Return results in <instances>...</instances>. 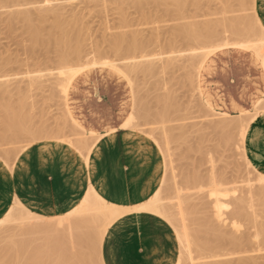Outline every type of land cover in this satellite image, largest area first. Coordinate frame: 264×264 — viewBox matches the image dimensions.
Returning <instances> with one entry per match:
<instances>
[{
	"label": "rangeland",
	"instance_id": "rangeland-1",
	"mask_svg": "<svg viewBox=\"0 0 264 264\" xmlns=\"http://www.w3.org/2000/svg\"><path fill=\"white\" fill-rule=\"evenodd\" d=\"M163 2L164 0H159L158 2H148L145 4L144 9H142V11L146 13L144 16V13L139 8H136L129 0H0V82L4 87L7 85V88L13 89L14 92H17L18 90L16 88L20 87H22V92L24 93L27 89L28 92H26L27 94L25 93L26 96L24 94L22 95V93L19 92L21 90H19L18 93L20 96L16 93L14 97V93L13 97L16 99V97L19 96L17 99L20 100L21 96H24L27 105L26 109L28 113L32 115V121L30 123L32 127L35 128L36 126V128H40L41 126L42 129L46 127V130L49 132H47L46 135L44 133V135L41 134L43 138L39 136V138L37 137L38 139L36 138L34 140L30 136L28 139V136H19L15 138V141L13 137L4 138L5 141L0 139L1 167L4 171H11L10 174H12V167L13 169L16 168L17 164L15 163L22 151L36 145L44 143L65 144L64 142H67L69 139L71 143H74L75 141L77 142L78 137H83L82 140H84L85 137L87 138V136L90 138V135L87 133L81 135L84 133L80 131L82 128L74 126L72 122L68 120L69 114L67 112L64 96L59 92L58 87L55 88V73L60 66L57 47L51 44L48 48H34L30 41V35L26 30L25 21L15 14L16 10L26 11L31 16L32 21L39 24L44 32H47V30L51 28L58 15L61 16L62 19H67V21H69V19L71 20L73 17H79L78 25L80 28L83 27L84 30V43L86 44L84 45V49L88 57H97L101 54L102 58L106 59L109 57L107 59L109 61L113 59L114 61L118 60L111 51L112 45L110 47V43L113 41V38L115 39L116 36L118 37L121 34H125V36L127 35L126 37L129 38L135 37L138 41L141 40L140 42H147L149 40L148 42L151 41L154 43L144 48L146 51L143 49V54L137 52L135 55H131L139 57V55L148 54L150 58L152 55H158L157 57H160L163 62L164 60L167 63L172 62L171 64L173 65L170 66L168 64V66H166L165 62V64H163L161 59L156 57L158 61L156 59L155 61H157L158 64H163L164 66L162 65V67L166 66L165 69H161V65L159 64L158 67V64L155 62L157 69H160L161 72L156 70L157 74L153 72H151L153 74L148 73L150 75L139 72V75L138 73L136 74L137 76L131 75L132 78H130L131 76L129 78L123 77L124 79H122L121 83H118L116 80L120 77L118 75H116L118 77H113L110 71L100 72L99 70L94 71V69L89 70L92 71L90 72L91 74H96L104 78L106 77L105 79L107 81L115 85L119 95L124 99L123 102H126L128 106L132 105L131 115L133 121L127 129L138 132L142 136L148 138L158 152L162 166V177L155 199L164 205H171L174 211H176V216L174 217L178 220L180 219V222H176L175 220L174 223H172L162 214L148 213V215L152 214L151 216L155 219L163 224L165 222L169 225L177 246L174 264H192L193 262V264H205L214 262V260H218V257L203 258V256L209 254L206 251H201L199 254V251L196 249V241L193 233L196 229L195 217H200L201 219L208 215L213 217L214 205L212 202L215 199L213 197H219L221 202H223L222 210H224L223 213L225 214L222 216L225 221L227 219V222H225L227 226L225 228V226L221 225V219H216L215 216L213 219L211 218L213 223H217L216 225L219 227L222 226L221 229H226L228 231L232 230L231 232L233 233L236 232L234 234L237 236L241 235L242 237V234L250 236V241L243 244L234 254L229 257L226 256V258H220L221 256H219V260L226 259L225 261H228L231 259L230 261L235 262V259L239 260L241 258V260H243L249 258L248 260H251V263L249 262L246 264H264V241L262 240L261 233H259L260 226L264 223V204H262L264 202H261L262 199L258 198L259 200L254 199L256 202L252 201V203L247 200L249 202L246 203V198L243 199L248 195V187H257L261 182L264 183L262 179L259 181V178H264V176L246 162V157L241 151V126L239 125L240 122L237 123L238 120L245 119L247 115L255 116L263 111L264 100L259 108L257 105L256 108L249 110L250 114L247 115L241 114V112L239 114L228 113V115L231 116H226L223 115L226 113H222V111L212 106L209 107V104L203 99L198 90V68L195 71H191L192 68L189 60H186L187 57L184 56L186 54L188 56L187 50L196 48L200 45H197L193 41L192 43H190L191 41L188 43L182 36L177 38L174 34V32L184 30L183 27L187 29L184 30L185 32L189 31V33H191L192 30L196 28L194 27L196 24H202L203 22H218L221 23V25L217 27V30L222 34V43H233L235 41L264 42V35L258 31L259 29L253 17L255 13L253 5L254 0H191V3L187 4L183 11L177 10L175 6L171 4H169L168 7L166 6V10ZM195 3H198V6H196ZM238 22L240 23V27L243 25L241 28L246 31L247 34L237 35L231 32L230 26ZM147 51L149 52L147 53ZM185 57L186 59H184ZM169 67H173V69L170 70ZM27 72H32L31 75L35 73L37 76H40L42 73L43 77L41 75L40 79H42V83L45 86L42 89L30 91L27 88ZM128 87H130L131 91ZM23 89L25 91H23ZM261 98L264 99V95H262ZM165 101H167V103ZM2 114L3 113L0 111V129L2 128L1 119L4 115ZM219 121H225L227 126L224 129L221 127L216 128L218 126L214 124ZM0 132H2V129ZM58 132H61V135L58 134ZM49 134H52V137ZM24 138H26L27 141ZM17 139L19 143L16 142ZM91 139L94 138L92 137ZM97 139H99V137ZM80 140L81 138L78 139V142ZM6 141L8 142L6 143ZM73 143L72 146L76 148L75 153H79L81 158L83 155V157H85L87 155L86 150L80 147V145H77V143ZM211 175L218 181L216 189H214L215 187L210 183ZM82 176L84 177V175ZM5 177L9 179V173L8 175L6 174ZM78 186V196L81 194V197L74 205L77 204L88 191L86 180L85 182L80 181ZM35 187L37 188V185ZM13 199H15V204L11 203L8 209L9 211L12 210V212L14 209L16 214L4 213L0 217V235H2V238L9 229H13L15 233L17 231V233L21 234L20 229L22 225L20 223L24 224L23 227H25L26 225L28 226L29 222L32 224L34 222V224H36V219H38L37 223L39 224V221L40 223L42 220L48 221V219L40 216L54 217L62 213V211H60L54 215H48L42 213L39 209H30L35 214H26L16 203L17 198L14 197ZM198 199H200L199 202ZM88 201H90V204L93 203V199L90 198V196H88ZM169 202H171V204ZM237 204H244L248 216L234 218ZM11 207L13 209H11ZM116 207L121 206L116 205ZM196 209L198 212L195 211ZM230 214L232 217H229ZM156 216L161 219L156 218ZM251 216H255V218L251 220ZM122 218L121 216L118 217L113 223L120 221ZM107 222L108 218L101 219L100 226L94 231V233H96V240L88 244L86 243L82 248L84 255L86 256L88 254L87 258L90 257V260L92 259L91 264H101L100 257L102 258L103 238L105 235L102 228H110ZM183 222L184 225L186 224V228L188 227V229L185 230L188 231L190 229L192 231V235L188 236L187 240L186 236L183 234V227L181 226ZM65 225L66 223L64 226ZM67 230L65 226L64 231L62 230L63 235H60L61 237L64 236V241L63 238L60 236L58 237L60 242L62 240L61 245H63V247L60 245L57 238L43 236L42 234L44 233L41 234L40 232L41 235L39 236H42L44 239L36 237L35 240V238L32 237L33 234H30V236L19 235V237L29 241H27L29 243L28 251L32 253L37 250L41 251L42 249L40 248L43 244L44 247H46V250L42 247L44 252L46 251L45 254L52 253L53 251L59 252L61 248H64V250L66 249L65 252H68L69 256L71 255L70 261L74 264L76 262V245L69 240ZM44 235L47 234L45 233ZM53 235L54 234H51V236ZM34 236H38L37 233ZM101 236L103 237L100 246L98 239ZM19 237L18 239H20ZM50 238L54 239L51 240ZM4 239V243L2 241L0 243V248L2 247V249H5L3 246L5 247V242L7 243L6 238ZM41 239L45 242H42ZM55 239L57 241H55ZM46 240H48V242ZM188 240L191 241L189 244L191 246L192 251L190 254H193L192 256L189 255L186 250L187 243L189 242ZM15 241L19 242L21 240L18 241L16 239ZM49 241H55L52 243V245H56V247L55 245L52 247L54 250L50 247L51 243ZM46 242L50 244L47 245ZM92 243H94V245ZM30 244L32 246H30ZM8 245L10 244L7 243L6 246ZM17 245L19 244L17 243ZM231 246V244H227L223 247L231 249L233 248V246ZM51 250L53 251L51 252ZM225 250L226 249H224L223 252H225ZM202 253L203 256L201 255ZM194 255L195 257H193ZM200 256H202L201 258H203V260ZM87 262L89 263V260Z\"/></svg>",
	"mask_w": 264,
	"mask_h": 264
},
{
	"label": "bare ground",
	"instance_id": "bare-ground-1",
	"mask_svg": "<svg viewBox=\"0 0 264 264\" xmlns=\"http://www.w3.org/2000/svg\"><path fill=\"white\" fill-rule=\"evenodd\" d=\"M129 1H131V3L136 8H139L142 11V9H144V7H145V4H147L148 2H158L159 0H129ZM189 3H191V0H164V2H163V4L165 5V9L166 10H167L168 5L171 4V5L175 6V8L177 10H179V11H183V9H185L186 5L189 4ZM195 4H196V6H198V3H195ZM15 14L25 21L26 30H27V32L30 35V41H31V44H32V46L34 48L35 47L48 48L51 44L57 47V49L59 51L58 60L60 61V66H59V68L57 69V71L55 73L56 74V77H55V80H56L55 81V85H56V87L55 88L58 87L59 92L63 94L64 99H65V103L67 101L68 88H69V85L71 84V82L80 73H82L84 71H87L88 69H92L94 67H106V68L113 69L114 71H116L118 74H120L122 77H125V78H129L131 75L137 76L136 74L138 73V75H139V72L147 73V74L153 72V73L157 74L156 70H158V69H157V67L155 65V62H156V64H158L157 61L160 58V57L159 58L157 57L158 55H154V56L152 55L151 58H150V56H148V54L147 55L146 54L145 55H139V57L131 55V54L135 55V53H137V52L142 53V50L144 48H147L149 45L153 44L154 42L152 43L150 41L151 42L150 43V42H148L149 40L147 42L146 41L140 42L141 40L138 41L135 37H131V38L126 37L127 35L125 36V34L123 33L124 35H122V34L120 35L119 34L120 36H118V37L116 36L115 39L113 38V41L110 43V47L112 45L111 51L113 52V55L117 57L118 60L114 61V59H113V60L109 61V60H107L109 57L106 58V59L102 58L101 54L99 56H97V57L96 56L88 57V56H86L85 49H84L85 48L84 45H86L84 43L85 42L84 30H83V27L80 28V26L78 25L79 17H73L71 20L69 19V21H67V19H65V18L62 19V17L58 15L56 17L54 23L52 24L51 28L49 30H47V32H44V30L39 26V24H36V23H34L32 21L31 16L26 11H24V10H16ZM143 15L145 16L146 13H144ZM253 17H254L256 26L259 29L258 31H260V33H262L264 35V27L261 25V23L256 18L255 13L253 14ZM220 25H221V23H218V22H203L202 24H196L194 26L196 28L194 30H192L191 33H189V31L185 32L184 30H187L185 27H183L184 30H181L180 32H174L175 37L178 38L179 36H182L183 38H185L188 41V43L190 41H191L190 43H192V41H193L197 45H200V46H198L196 48H193V49L191 48V49L187 50L188 51V56H187V54L184 55V56L187 57V59H186V57L184 59L189 60V63H190L191 68H192L191 71H195L198 68L197 80H199L198 78H199V75H200V71H201L202 66L205 63L206 59L209 57V55L212 54V53H215L218 50H222V49L237 48V49H242V50L249 51V52L253 53L257 57V59L261 62V64L264 66V42H261V43L260 42L259 43L255 42L254 43V42H251V41H235L233 43H229V42H223L222 43V34H220L219 30H217V27H219ZM241 27H240V23L238 22V23H235V24L231 25L230 26V30H231V32H233L234 34H237V35H245V34H247V32L244 31ZM175 28H177V27H175ZM189 29H191V28H189ZM96 51H97V49H96ZM148 52L149 51H147V53ZM96 55H98V54H96ZM156 57L158 59H156ZM155 59L157 61H155ZM168 59H170V58H168ZM161 61H162V59H161ZM164 62H165V60H164ZM164 62H163V64L166 63V66H168V64L170 66L173 65V64H171L172 62L171 63H167V62L164 63ZM173 63H176V62H173ZM159 64H158V67H159ZM162 65L160 66L161 69H163V68L165 69L166 66L162 67ZM0 67H1V65H0ZM166 69H168V68H166ZM169 69L171 70V69H173V67L172 68L169 67ZM159 71L161 72L160 69L158 70V72ZM39 72H37V73H39ZM31 73H28V72L26 73L27 76H28V83H27L28 87L27 86L26 87L30 91L31 90H35V89H37V90L38 89H42L45 86L42 83V79H40L41 75L43 77V74L41 73L40 76H37L35 73H33L34 75H31ZM153 73H151V74H153ZM148 75H150V74H148ZM130 78H132V76ZM133 78H135V77H133ZM6 86L7 85H5V87H4L2 85V83L0 82V109H1L0 111L4 114V115L2 114L3 118H2V115H1V118H2L1 119V121H2L1 122L2 123V128L1 129H2V132H0L1 133L0 134V139L5 141L6 138L13 137L14 141H15L16 137H19V136L20 137H27L28 136L27 137V139H28L29 136H30L34 140L37 137L39 138V136L42 137L41 134H43V133L46 135L47 132H48V130H46V127H44V129H42L41 126H40V128H38V127L36 128V126H35V128H34L30 124L31 121H32V119H31L32 115H30L28 113V110L26 109L27 105H26L24 96H21L20 100L17 99L20 96L19 93H18L19 90H21L19 92L22 93V95L23 94L25 95V93L28 92L26 87H25L26 92L24 93V92H22V87L16 88L18 91L14 92L13 89H9V88H7L8 86L7 87ZM12 90H13V93H12ZM198 90L200 91L199 85H198ZM23 91H25V90L23 89ZM16 93H18L17 95H19V96H17L16 99H15L14 97L16 96ZM13 94H14V97H13ZM16 100H18V101H16ZM165 102L167 103V101H165ZM208 106L210 107V105H208ZM256 106L254 108H256ZM161 111H162V109H161ZM155 114H157V113H155ZM244 114H246V115L250 114V111L245 112ZM223 115L231 116V115H228V114H223ZM256 116L257 115H255V116L247 115V117H245V119H241V120L237 121V123L240 122L239 125L241 126L240 141H241V148H242L241 151H242V154L244 156H245V148H244L245 144L244 143H245V141L247 139V136H248L247 135L248 126H249V123ZM68 117H69L68 120H70L74 126L79 127V125H77L73 121V119L70 117V115H68ZM152 117H149V118H152ZM147 119H148V117H147ZM132 121H133V117L130 114L125 119L124 123L122 125H120V128L127 129V127H129L131 125ZM225 123H226L225 121L224 122L223 121H219V122L215 123L214 125L218 126L216 128L221 127L222 129H224L227 126V124H225ZM0 127H1V125H0ZM44 130H45V132H44ZM80 131H81V133H82V131L84 132L82 134L80 133L81 135L87 133L88 135H90V138H88L89 136H87V138L85 137L84 140H82L83 137H78V139L81 138V140L78 142V139H77V142L75 141L74 143L75 144L77 143V145H80V147H82V148H84L86 150L87 155L85 157H83L84 155L82 156L85 165H87V166L92 165L93 168H94L95 167V161H96L95 159L98 158V153L96 154V150L97 149L94 148L95 140L98 137H101V136L108 137V139H110V137L113 135L115 130L106 131V132H104L102 134H97V133H94V132L93 133L92 132H87V131H84L83 129H80ZM60 133L61 132H58V134H60ZM92 137L94 139H91ZM24 139H26V138H24ZM24 139H22V140H24ZM27 139H26V141H27ZM32 139H31V142H32ZM117 139H119V138H117ZM65 140H67V139H65ZM70 141H71L70 139L67 140V142H64L65 144L55 143V146H57V147H59L61 149V151L58 152L59 153L58 156L55 158L56 161H58L60 166L62 165V167L64 165H66L69 168V170L72 168V166L70 165L71 164V161H70L71 156L74 155V153L76 152V148H74L72 146L73 142L71 143ZM97 141H98V139H97ZM165 141H167V140H165ZM7 142L8 141H6V143ZM16 142H18V139H17ZM9 144H10V142H9ZM15 144H17V143H15ZM165 144H163V145H165ZM21 148H23V147H21ZM32 155H33V152L31 151V148L23 150L15 164H18V166L19 165H27V167L30 166V162H32V160H30V159L33 158ZM246 162L250 166H252L250 164V162L247 160V158H246ZM14 170H15V168H14ZM12 171H13V167H12ZM262 175L264 176V174H262ZM215 179L211 175V179H210L211 182L210 183H211V185L213 187H215L214 189H216V185H217V182H218ZM261 179L264 181L263 177L259 178V181ZM89 180H90L89 182H91V181L92 182L88 183V185H87L88 191L80 199V201L77 204H75V205H73V204L71 205V203H73V199L77 198L76 196H77V194L79 192H78L77 184L75 182L72 183L73 186L71 187V191H70V195L71 196L68 197L65 200V207H64V209H63L61 214H59L57 216H54V217L53 216L52 217H44V216H40L39 215L42 218L48 219V221L42 220V222L40 223V221H39V224H38L37 223L38 219H36L37 220L36 224H34V222H33V224L29 222L28 226L26 225L25 227H23L24 224L20 223L22 225L21 226L22 228L20 227L21 228L20 229L21 234L17 233V231H16V233H17L16 234L15 231H13V229H9L6 232L5 236L3 235V238H2V235H0L1 238L3 239L2 240L0 238L3 243L5 241L4 238H6L7 243L10 244V245L6 246L7 243L5 242V244H6L5 247L2 245L3 248H5V249H2V247L0 248V249H2L0 251H3V252H0V264H32V263H36V264H41V263H43V264H73L70 261V259H71L70 256L71 255L69 256L68 252L67 253L65 252L66 249L64 250V248L63 249L61 248L59 252H54L53 251L54 249L52 247L55 244L52 245V243L57 241L56 239H55V241H52V242L49 241L51 243V244L49 243L50 247L53 249V250H51V252L53 251L52 253L45 254L46 251L44 252V249L42 248V247H44V244L40 248L43 251L42 250L41 251L37 250V251L32 253V252L28 251V249H29V243L28 242L29 241L26 240L25 238H20L19 235L30 236V234H33L32 237L35 238V240H36V237L37 238L38 237L43 238L42 236H39V235H41L42 233H44V234L46 233L47 235H44V234H42V235L43 236H48V237L50 236L51 238L54 237V238L58 239V237L60 235L61 236L63 235L62 230L64 231V227L66 226V228L68 229L67 233L69 234V240H71V243H74V245H76V254H75L76 262L74 264H89V263L91 264L92 263V261H91L92 259L90 260V257L87 258L88 254L86 256L84 255L82 248L84 247V245L86 243L88 244V243H91V241L96 240V233H94V231L100 226V222H101L102 218H108L107 225H111L113 222H115L117 220L118 217H120L125 212H129L130 215H128V216H130L131 218L134 217L136 214H138V215L139 214L146 215L148 213H154V214H159V215L162 214V215H164L172 223H174L175 220H176V222H178L180 220V219L178 220L176 217H174V216H176V214H175L176 211H174V208H172L171 205H169V206H167V204L164 205V204L158 202L157 199H155V196H156V193L158 191V187H159L160 181H159L158 184L154 183L155 181L154 182L153 181L147 182L146 183V187H144L142 190H139L137 193H133L131 197L130 196L129 197L125 196V197L128 198L127 202L129 201L128 203L131 204V206H126V208L124 209V208L116 207L115 205H113V203H110V204L107 203L105 197L103 196V191H102L101 185L98 186L99 184H96L97 182H94L92 180V177L90 176V174H89ZM219 180H221V179H219ZM99 188H101V189H99ZM210 188H212V187H210ZM248 188H249V189H247L248 190V195H246V197L243 198V199L246 198L245 201L249 200L250 202H252V201H254V199L255 200H259L258 198H260V199H262L261 202H264V183L263 182H261L257 187L250 186ZM221 191H223V190H221ZM88 196H90V198L93 199V203L92 204L89 203L90 201H88ZM213 198H215L214 201L212 202L213 205H214L213 206L214 207L213 217L212 216L210 217L209 215L203 217L202 219L200 217L199 218L195 217L196 229L194 230L193 236H194V239L196 241V249H197V251H199V254H200L201 251H206V252L209 253L206 256H203V253H202L201 255L203 256V258L204 257H206V258H208V257L214 258L213 256L218 257V260L216 259L217 261L214 260V262H208V263H205V264H246V263H249V262L251 263V260H248L249 258L248 259H243V260H241V258L239 260L235 259V262L234 261L233 262L230 261L231 259L228 260V261H225L226 259L225 260H223V259L219 260V256H221L220 258H222V257L226 258V256L229 257L230 255L234 254L237 250L240 249V247H242L243 244H245L246 242L250 241V236H248V235L245 236L244 234H242L243 235L242 237H241V235L237 236V235L234 234L236 232L233 233V232H231L232 230L228 231L226 229H221L222 226L219 227V226L216 225L217 223H213L212 219L215 216L216 219H219V220L221 219V222H222L221 225L225 226V228L227 226V224L225 223V222H227V219L225 221V219H223V216H222L223 214H225V213H223L224 210H222V205H223L222 203L223 202H221L219 197H213ZM252 198H253V200H252ZM13 200L14 201L12 203L15 202V199H13ZM199 200L200 199H198V202H199ZM249 201H247L246 203H248ZM241 202H243V201H241ZM254 202H256V201H254ZM16 203L20 206V209L22 211H24L26 214H35L22 201H20L18 198H17ZM169 203L171 204V202H169ZM180 204H181V202H180ZM262 204H264V203H262ZM13 206H15V205H13ZM8 208L4 209V211H2L3 213L1 212V214H4V213H8V214L9 213H11V214L15 213L16 214V212H14V209L12 207H11V209H13V212H12V210L9 211ZM54 211H56V210H54ZM54 211H52V214H54L53 213ZM172 211H173V213L175 215L172 213ZM195 211H197V209ZM246 211L247 210L244 208V204H237L236 207H235L234 218H239L240 216H248V213H246ZM181 214H183V213H181ZM230 216H231V214L229 215V217ZM229 217H227V218H229ZM256 217H257V215H256ZM254 218H255V216L252 217L251 220H253ZM233 219H230V220H233ZM24 220H25V218H24ZM2 221H5V220H2ZM26 222H28V221H26ZM64 222L66 223L65 226H64V224H65ZM261 223H263V222H261ZM30 224H32L33 226L30 225ZM181 224H182V221H181ZM183 225H184V222H183ZM183 225H181L183 227V234H184V236H186V240H187V237L192 235V233H191L192 231L190 229H189L190 231L189 230L186 231L188 229V227L186 228V226H185L186 224L184 226ZM128 228L126 227L125 229H128ZM132 228H134V227H132ZM132 228H131V232H132ZM102 229H103V232H106V230H107L105 227H103ZM259 230H260L259 233H261V235H262V240L264 241V223L260 226ZM36 233H37L38 236H34V235H36ZM51 234H54L56 236H54V235L51 236ZM114 235H115V233H114ZM143 235L144 234H141L138 237L134 235L132 237L134 239V244L136 243L138 247H140L142 245V243H143V240H145V239H143L144 238ZM261 235H260V238H261ZM17 236L20 239H18ZM63 237H61V238H63ZM102 237L103 236H101L98 239L100 246H101V243H102ZM255 238H257V237H255ZM16 239L18 241L19 240H21V241L17 242V241H15ZM43 239H41L42 242H45V241H43ZM53 239H51V240H53ZM48 240H46V241L48 242ZM58 240L60 242V239H58ZM1 241H0V243H1ZM63 241H64V238H63ZM112 241H110V242H112ZM188 241H186V242H188ZM190 242L191 241H189L187 243V248H186L187 253L189 255H191L190 253L192 251L191 250V246L189 244ZM17 243L19 245H17ZM61 243H62V240L60 242V245H61ZM184 243H185V241H184ZM49 244L47 243V245H49ZM92 244L94 245V243H92ZM128 244H129V242H128ZM185 244H183V245H185ZM227 244H231L233 246V248L227 249V248L223 247V246H225ZM14 246L15 247L17 246V247L15 248ZM30 246H32V245L30 244ZM61 246L63 247V245H61ZM55 247H56V245H55ZM57 247H58V245H57ZM44 248L46 250V247H44ZM128 249L131 250V248H128ZM224 249H226L225 252H223ZM135 250H136V248H135ZM134 252L135 251H132V254ZM202 256H200V258ZM193 257H195V255ZM92 258H93V256H92ZM203 258H201V259L203 260ZM187 259H188V257H187ZM88 260H89V263L87 262ZM196 261H198V260H196ZM100 262L102 264L101 257H100Z\"/></svg>",
	"mask_w": 264,
	"mask_h": 264
},
{
	"label": "crops",
	"instance_id": "crops-1",
	"mask_svg": "<svg viewBox=\"0 0 264 264\" xmlns=\"http://www.w3.org/2000/svg\"><path fill=\"white\" fill-rule=\"evenodd\" d=\"M253 3L257 19L264 27V0ZM92 69L110 71L113 77H120L116 79L118 83L124 79L110 68ZM89 70L80 73L69 85L66 107L70 117L84 131L102 134L115 130L110 139L101 136L96 141L94 148L98 158L95 167L85 165L78 153L71 156L70 170L66 165L60 166L55 158L61 149L55 143L31 147L30 166L17 164L10 174L11 171H4L0 164V217L14 197L29 209H39L44 214L63 211L65 200L71 196L72 183L78 186L80 181L86 180L88 185L92 182H89V174L98 186L101 185L106 201L124 209L131 206L127 197L142 190L147 182L159 183L162 166L154 145L138 132L120 128L131 114L132 105L123 102L115 85L106 77L91 74ZM198 79L203 99L222 113L244 114L256 105L259 108L264 100L261 98L264 95V66L246 50L228 48L211 54ZM247 135L245 156L253 168L264 174V110L249 123ZM8 173L9 179L5 177ZM80 197L81 194H77L71 205ZM128 215L130 213L125 212L120 221L112 223L111 229L107 228L103 238V264H174L177 246L169 225L148 214H136L132 218ZM141 234L145 240L138 247L132 237ZM132 251L135 252L132 254Z\"/></svg>",
	"mask_w": 264,
	"mask_h": 264
}]
</instances>
